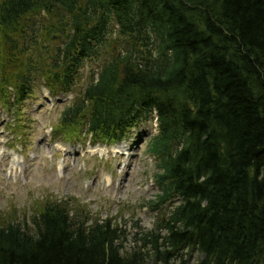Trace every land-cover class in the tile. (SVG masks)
<instances>
[{
	"label": "trees",
	"instance_id": "16d2710c",
	"mask_svg": "<svg viewBox=\"0 0 264 264\" xmlns=\"http://www.w3.org/2000/svg\"><path fill=\"white\" fill-rule=\"evenodd\" d=\"M95 60L55 130L115 144L155 116L148 208L168 213L129 253L113 219L69 201L39 203L31 222L1 214L0 264H184L194 251L264 264V0H0L5 107L38 81L72 92Z\"/></svg>",
	"mask_w": 264,
	"mask_h": 264
},
{
	"label": "rangeland",
	"instance_id": "374dc122",
	"mask_svg": "<svg viewBox=\"0 0 264 264\" xmlns=\"http://www.w3.org/2000/svg\"><path fill=\"white\" fill-rule=\"evenodd\" d=\"M95 61L78 74L69 96H51L38 81L35 96L19 111L8 112L0 103V215L15 213L31 222L39 203L69 201L93 221L113 219L127 234L124 253H129L139 245L137 234L156 231L168 213L148 208L158 192V165L148 154V144L157 135L155 116L113 147L93 144L89 137L67 141L55 130L62 111L73 104L91 74L100 71L102 61ZM57 146H65L67 153ZM201 258L194 251L182 259L197 264Z\"/></svg>",
	"mask_w": 264,
	"mask_h": 264
}]
</instances>
